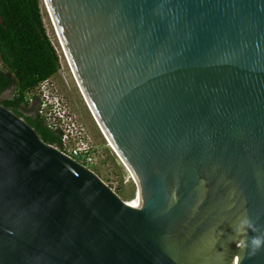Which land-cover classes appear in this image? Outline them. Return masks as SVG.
Returning a JSON list of instances; mask_svg holds the SVG:
<instances>
[{"label": "water", "instance_id": "water-1", "mask_svg": "<svg viewBox=\"0 0 264 264\" xmlns=\"http://www.w3.org/2000/svg\"><path fill=\"white\" fill-rule=\"evenodd\" d=\"M44 2L142 198L0 103V264H264V0Z\"/></svg>", "mask_w": 264, "mask_h": 264}, {"label": "trees", "instance_id": "trees-1", "mask_svg": "<svg viewBox=\"0 0 264 264\" xmlns=\"http://www.w3.org/2000/svg\"><path fill=\"white\" fill-rule=\"evenodd\" d=\"M41 4L42 0H0V103L25 119L44 142L60 148L62 136L26 101L31 89L61 70ZM7 92L11 96L3 98Z\"/></svg>", "mask_w": 264, "mask_h": 264}, {"label": "rangeland", "instance_id": "rangeland-1", "mask_svg": "<svg viewBox=\"0 0 264 264\" xmlns=\"http://www.w3.org/2000/svg\"><path fill=\"white\" fill-rule=\"evenodd\" d=\"M42 14L44 17L47 32L54 43L62 62V69L53 79L57 85L59 98L63 101L64 107L68 108L75 121L83 128V136L91 146L92 165L101 179L112 186V189L124 200L128 202H138V183L133 177L131 170L122 162L119 156L111 147L102 130L100 129L94 115L89 109L82 91L74 77L72 70L62 52L58 41L54 23L47 6L42 0ZM57 94V95H58ZM11 92L3 94V98H9ZM36 108L37 105H34Z\"/></svg>", "mask_w": 264, "mask_h": 264}, {"label": "built area", "instance_id": "built-area-1", "mask_svg": "<svg viewBox=\"0 0 264 264\" xmlns=\"http://www.w3.org/2000/svg\"><path fill=\"white\" fill-rule=\"evenodd\" d=\"M53 78L46 79L31 89L27 93L26 101L30 106L37 105L36 109L47 127L62 136L60 149L90 168L89 165H92L90 152L92 148L85 141L83 128L75 121L69 109L64 107L63 101L59 98L57 85Z\"/></svg>", "mask_w": 264, "mask_h": 264}, {"label": "clouds", "instance_id": "clouds-1", "mask_svg": "<svg viewBox=\"0 0 264 264\" xmlns=\"http://www.w3.org/2000/svg\"><path fill=\"white\" fill-rule=\"evenodd\" d=\"M245 226L255 231V228L253 227L251 222L248 219H243L239 222V224L234 226V232L240 234L244 230ZM245 244L246 246L250 244L251 254H255L256 251L264 247V235H260V236L254 235L251 237L250 241H246Z\"/></svg>", "mask_w": 264, "mask_h": 264}, {"label": "bare ground", "instance_id": "bare-ground-1", "mask_svg": "<svg viewBox=\"0 0 264 264\" xmlns=\"http://www.w3.org/2000/svg\"><path fill=\"white\" fill-rule=\"evenodd\" d=\"M51 15H52V13H51ZM53 17V16H52ZM54 21V20H53ZM55 25V24H54ZM55 27V26H54ZM58 38V37H57ZM58 41H59V39H58ZM60 42V41H59ZM60 45H61V43H60ZM61 48H62V46H61ZM63 52V51H62ZM64 53V52H63ZM64 56H65V54H64ZM65 58H66V56H65ZM66 60H67V58H66ZM67 62H68V60H67ZM68 64H69V62H68ZM70 66V65H69ZM74 75V74H73ZM74 77H75V75H74ZM81 90V89H80ZM84 97V96H83ZM86 100V99H85ZM86 102H87V105H88V107H89V109L91 110V112H92V114L94 115V117H95V119H96V121H97V123H98V125H99V127L101 128V126H100V124H99V121H98V119H97V117L95 116V114H94V111L92 110V108H91V106H90V104H89V102H88V100H86ZM102 129V128H101ZM102 132H103V134L105 135V137H106V139L108 140V142L110 143V145H111V147L113 148V150L114 151H116L115 150V148H114V145H113V143L111 142V140H110V138L107 136V134L104 132V130H102ZM117 152V151H116ZM117 154V153H116ZM119 158L122 160V162H124V160H123V158L121 157V156H119ZM125 163V162H124ZM126 164V163H125ZM127 165V164H126ZM128 166V165H127ZM128 168L131 170V168L128 166ZM131 172H132V174H133V177L136 179V176H135V173L131 170ZM137 181V180H136ZM139 187V186H138ZM139 189V188H138ZM138 195H139V197H138V202L137 203H135V202H128V204L129 205H131V206H133V205H139L140 204V202H141V198H142V194H141V190L139 189L138 190Z\"/></svg>", "mask_w": 264, "mask_h": 264}, {"label": "snow or ice", "instance_id": "snow-or-ice-1", "mask_svg": "<svg viewBox=\"0 0 264 264\" xmlns=\"http://www.w3.org/2000/svg\"><path fill=\"white\" fill-rule=\"evenodd\" d=\"M133 206L135 207V206H138V205H133Z\"/></svg>", "mask_w": 264, "mask_h": 264}]
</instances>
